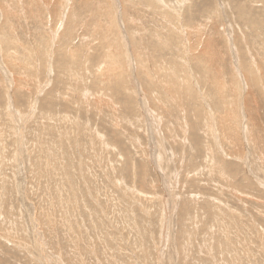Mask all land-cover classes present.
Segmentation results:
<instances>
[{
	"label": "rangeland",
	"instance_id": "1",
	"mask_svg": "<svg viewBox=\"0 0 264 264\" xmlns=\"http://www.w3.org/2000/svg\"><path fill=\"white\" fill-rule=\"evenodd\" d=\"M0 31V264H264V0H0Z\"/></svg>",
	"mask_w": 264,
	"mask_h": 264
},
{
	"label": "bare ground",
	"instance_id": "2",
	"mask_svg": "<svg viewBox=\"0 0 264 264\" xmlns=\"http://www.w3.org/2000/svg\"><path fill=\"white\" fill-rule=\"evenodd\" d=\"M91 3V2H90ZM139 9V8H138ZM83 11V10H82ZM71 12V11H70ZM69 13V12H68ZM83 13V12H82ZM71 14V13H70ZM73 16V15H72ZM74 17V16H73ZM69 18H71V17H69ZM147 21V20H146ZM153 21H154V19H153ZM69 22V21H68ZM151 22V21H150ZM68 24V23H67ZM4 30V29H3ZM2 30V31H3ZM1 32V31H0ZM95 33H96V31H95ZM94 34V33H93ZM178 35V34H177ZM179 37V36H178ZM173 38V37H172ZM163 39V38H162ZM211 39V38H210ZM94 40V39H93ZM168 40V39H167ZM172 43V42H171ZM117 44V43H116ZM71 45V44H70ZM74 46V45H73ZM65 47H66V45H65ZM69 47V46H68ZM102 47V46H101ZM123 48V47H122ZM4 49V48H3ZM14 49V48H13ZM68 49V48H67ZM85 49V48H84ZM6 50V49H5ZM101 50V49H100ZM114 50V49H113ZM8 51V50H7ZM12 51V50H11ZM98 51V50H97ZM6 52V51H5ZM15 52V51H14ZM19 53V52H18ZM5 54H7L8 55V53L6 52ZM12 54V53H11ZM127 54V53H126ZM129 54V53H128ZM89 55H91V54H89ZM101 55V54H100ZM112 55V54H111ZM9 56V55H8ZM112 56H114V54L112 55ZM111 56V57H112ZM12 57V56H11ZM63 57V56H62ZM116 57V56H115ZM6 58H7V56H6ZM91 59V58H90ZM105 59V58H104ZM177 59V58H176ZM245 59V58H244ZM130 60V59H129ZM172 60V59H171ZM170 60V61H171ZM109 61H110V59H109ZM169 61V62H170ZM127 62V61H126ZM132 62V61H131ZM173 62V61H172ZM177 62V61H176ZM110 63V62H109ZM195 63V62H194ZM128 64V63H127ZM173 67V66H172ZM25 68V67H24ZM69 68V67H68ZM136 69V68H135ZM185 70V69H184ZM57 71V70H56ZM59 71V70H58ZM63 71H64V69H63ZM66 71V70H65ZM139 73H140V77H141V79H144V81H145V83L146 84H148V86H149V88H146L145 87V84H144V88H146L147 90H156L157 89V84L156 83H154L155 82V80L152 78V76H151V74L148 72V71H145V68H144V65L143 66H141V68H139ZM107 75V74H106ZM105 75V76H106ZM108 76V75H107ZM258 78V77H257ZM191 80V79H190ZM125 81V80H124ZM135 81V80H134ZM74 82V81H73ZM121 82V81H120ZM126 82V81H125ZM124 82V83H125ZM188 82V81H187ZM264 82V81H263ZM65 83V82H64ZM185 83H186V81H185ZM97 84V83H96ZM124 85V84H123ZM129 85V84H128ZM185 85V84H184ZM85 86V85H84ZM97 86V85H96ZM121 87V86H120ZM189 87H191V86H187V95H190L191 97H194V94L191 92V93H189V90L190 89H188ZM193 87V86H192ZM72 88V87H71ZM50 89V88H49ZM81 89V88H80ZM122 90V89H121ZM43 91V90H42ZM109 91V90H108ZM186 92V88H185V90H184V93ZM107 93V92H106ZM112 93V92H111ZM168 93V96H169V98L167 99V101H166V103H165V107L167 108V109H169V107H171V102L173 101V102H175L176 101V98H175V96L173 95H169V92H167ZM260 93V92H259ZM53 94V93H52ZM109 94V93H108ZM113 94V93H112ZM264 94V93H263ZM104 95H105V93H104ZM185 95V94H184ZM107 96H109V95H107ZM68 98V97H67ZM197 98L198 97H194V99L195 100H197ZM118 99V98H117ZM187 100V99H186ZM60 101H61V99H60ZM153 101V100H152ZM46 102V101H45ZM155 102V101H154ZM44 103V102H43ZM109 104V103H108ZM115 104V103H114ZM174 104V103H173ZM172 104V105H173ZM178 104V103H177ZM105 105V104H104ZM46 106V105H45ZM108 106V105H107ZM110 106H112V105H110ZM98 109V108H97ZM173 110V109H172ZM175 111H176V109H175ZM174 112V111H173ZM103 113V112H102ZM170 113V112H169ZM63 115V114H62ZM42 132V131H41ZM62 141V140H61ZM184 146V145H183ZM182 149V148H181ZM184 149V148H183ZM34 150V149H33ZM30 154V153H29ZM183 156V155H182ZM28 158V157H27ZM30 161V160H29ZM181 165V164H180ZM181 167V166H180ZM85 168V167H84ZM49 176V175H48ZM156 177V176H155ZM48 178V177H47ZM43 179V178H42ZM49 179V178H48ZM71 180V179H70ZM110 184V183H109ZM58 185V184H57ZM74 187V186H73ZM66 193V192H65ZM63 195V194H62ZM147 195V194H146ZM65 197V196H64ZM235 201V200H234ZM72 202V201H71ZM93 202V201H92ZM239 202V201H238ZM64 205V204H63ZM66 205H67V203H66ZM69 205V204H68ZM96 210V209H95ZM70 211V210H69ZM68 213V212H67ZM85 213V212H84ZM210 213V212H209ZM261 214V213H260ZM54 216V215H53ZM201 216V215H200ZM207 217V216H206ZM190 219V218H189ZM160 221V220H159ZM250 222V221H249ZM98 223V222H97ZM184 232H185V230H184ZM222 232V231H221ZM223 236H225V235H223ZM222 237V236H221ZM104 238V237H103ZM203 242V241H202ZM221 242V241H220ZM198 244V243H197ZM225 245V244H224ZM197 246V245H196ZM152 250V249H151ZM153 251V253H154V250H152ZM228 254V253H227ZM226 254V255H227ZM250 256V255H249ZM155 257V256H154ZM193 257V256H192ZM199 259H201V258H199ZM252 259V258H251Z\"/></svg>",
	"mask_w": 264,
	"mask_h": 264
}]
</instances>
